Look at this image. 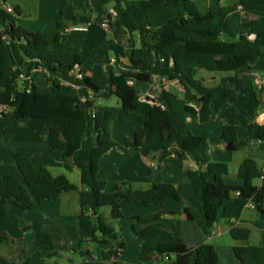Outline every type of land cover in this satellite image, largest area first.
Segmentation results:
<instances>
[{
  "label": "trees",
  "instance_id": "1",
  "mask_svg": "<svg viewBox=\"0 0 264 264\" xmlns=\"http://www.w3.org/2000/svg\"><path fill=\"white\" fill-rule=\"evenodd\" d=\"M197 1L103 0L104 6L113 2L116 15L103 10L97 23H107L115 39L131 36L133 48L107 41L68 53L59 36L52 44L44 31L16 27L20 10L10 14L0 0V130L32 120L50 121L51 148L62 155L68 171V160L80 167L81 182L87 190L80 192L79 244L110 245L99 248L96 261L82 264H109L111 258L115 259L112 264H122L126 243L106 223L101 210L108 207L112 219L123 220L124 205L159 209L152 220L132 218L133 234L141 241L139 264H220L214 246H188L164 224L166 199H182L175 185L134 189L122 183L114 192H106V182L99 180L98 173L101 159L118 146L112 136L114 123L129 128L131 136L124 146L158 154V169L170 163L183 170L197 201L196 215L188 213V219L207 236L221 220L231 224L240 219L250 203L264 215V185H256L262 175L258 163L243 161L238 170L242 184L229 185V165L212 161L208 139L194 134L187 121L188 116H195L207 125L218 114L233 121L237 98L247 93L252 112L248 140H240L238 126L233 124L223 125L221 139L230 152L264 142V124L256 121L264 110V90L258 89L254 77V73L264 74V0H232L231 6H223L224 0H209L205 11ZM58 27L63 25L58 23ZM87 63L107 68L106 91L84 75L78 79ZM201 70L233 73L228 79L230 87L206 86L198 79ZM40 71L45 77L43 92L36 83ZM22 74L30 80H20ZM154 78L178 84L184 97L162 90L156 98L143 100L137 85L152 83ZM72 86L82 93H74ZM113 97L120 101L118 107L97 104L99 99ZM188 156L196 162L197 170L184 169ZM14 162L18 174L0 175V200H4L0 202V222L10 216L9 202L31 213L38 203L56 202L63 193L78 191L65 176L54 177L46 167L35 165L27 152L16 153ZM230 236L237 243H245L251 230L232 226ZM12 243L8 234L0 233V247ZM35 245L41 251L27 261L0 257V264H49L58 257L42 224L37 228ZM234 256L241 264H264V247L236 246Z\"/></svg>",
  "mask_w": 264,
  "mask_h": 264
},
{
  "label": "crops",
  "instance_id": "2",
  "mask_svg": "<svg viewBox=\"0 0 264 264\" xmlns=\"http://www.w3.org/2000/svg\"><path fill=\"white\" fill-rule=\"evenodd\" d=\"M3 1L5 2L6 7L19 9L21 15L25 13L28 14L31 18L30 21L22 22L19 19L16 23V27H20L28 32L44 31L48 35V30L44 23H47L49 10H52L55 15V19H57L55 22H57L58 28V30L52 31L54 40L57 36H59L61 42L66 43L69 41L68 38L72 39V36L76 33L86 34L80 42L77 38L72 40V46L78 48L79 51L85 45L92 47L99 46L101 41H104V39L108 40L111 35H113L107 23L99 24L96 21L103 10H108V12L112 13V11H114L113 5L110 8H107L106 5H102L100 7L92 4L91 0H57L58 3H42L44 1L41 0L35 2L34 0ZM37 2H41L39 3L41 4L39 5V10L37 12L31 11L28 8V5L36 4ZM50 21L51 18L49 19V22ZM86 22L90 23L88 31L74 32L71 30V27H82V23ZM58 23L62 24L63 27L59 28ZM94 25H97L98 29H96ZM0 31H2L1 24ZM116 41L126 49H131L134 46V41L131 36L128 35H121L116 39ZM88 64L92 63L83 65L80 72L98 85L95 82V75L97 74L96 71L98 69L96 67H89ZM86 65H88L87 69L85 67ZM97 66H100L106 75L107 68L101 65ZM36 83L39 91L43 92L45 90V77L41 71L37 74ZM168 84L169 82L163 79L154 78L152 83L145 84L147 86L141 90L142 92H139L138 90V93L143 98L148 95L154 97L155 93L151 94V92L158 91V93L156 92L158 95L162 90H166ZM98 86L101 88L100 85ZM106 89L107 86L105 89L101 88L102 91H106ZM73 91L78 94L82 93V90L79 88H74ZM181 91L183 92L182 87ZM240 95L244 96L245 108L247 104L249 108V117L245 123V127L247 129L248 125L252 122L249 96L247 93H242ZM102 101H105V99H99L97 104L102 105ZM238 101L239 96L235 104V120L226 121L222 118V114H218L212 118L209 124L217 121L218 126L221 127L225 124H233L239 127V121L242 120L243 114L240 112L239 107H237ZM191 120L194 121L193 123L201 124L195 116L187 117V121L190 125ZM220 121L221 123H219ZM256 121L259 124H264L260 114L257 116ZM51 125L52 123L47 120H32L27 123H22L16 128L0 130L2 131L0 133V151L5 154L6 159L10 160V165L13 169H17L14 162V155L16 153L27 152L31 154L35 165L46 167L54 177L65 176L71 183L78 187V191L63 193L56 202L38 203L35 205V209L31 213L25 212L20 205L9 202L11 213L7 219L0 222V233L8 234L13 240V243L0 247V257L7 258L11 261L24 262L33 257L38 251H41L35 245V240L37 228L40 224H42L44 231L51 236L55 252L58 254L57 258L60 259L61 253L65 255L62 260H57V258L52 259L49 264H82L84 262H93L97 260V252L99 248H109L110 245H96L89 242L84 243L83 245L79 244L80 237L78 220L80 215V192L86 191L87 188L81 182L80 167L73 161L68 160L67 164L71 168V170L68 171L65 168L62 155L51 148L49 144V129ZM120 132H122V138H117L119 137ZM116 133H118L117 137ZM112 136L118 143V146L110 150L101 159L98 173L99 180L106 182V192H114L115 187L122 183H129L134 189H147L153 184L175 185L178 188L182 199L179 202L171 198L166 199L164 208L166 214L162 217L164 224L175 236L181 238L188 246L195 247L204 243L214 246L220 256V264L222 253H224V255H228L229 264H241L234 256V248L236 246L264 247V215H260L256 210L248 207L246 209H250L257 214L256 219L253 221H247L243 215L245 214V209L240 219L233 221L231 224L223 221L224 227L221 226V220L216 225L212 235L207 236L195 221H190L188 219V213H191L194 216L196 215L197 201L195 199L194 190L190 181L183 176V170L170 163H166L158 169V154L151 153L146 148H128L124 146V141L131 136L129 128L126 124L125 126H119L117 123L112 124ZM207 139L209 142V138ZM259 144L262 145V143ZM215 145L216 149L224 150L229 153H238L244 150L230 152L222 139L219 144ZM254 146H256V144H252V146L248 148ZM2 147L5 149H2ZM250 155L251 156L237 158L233 164L227 163L229 165V173H232V178L230 175L226 177L229 185L239 186L242 184L238 178V170L241 163L246 159L255 160L260 169L263 168L264 163L261 162L262 164H259L258 160L252 156V151L250 152ZM257 155H259V153H257ZM184 169H198V166L192 157L188 156L185 159ZM8 174H18V170L16 172L0 173V175ZM182 185L188 187V194H184L180 191ZM256 185H259V183ZM3 201V199L0 200V202ZM135 206L137 209H131L130 218L139 216L143 219L152 220L159 212V209L155 206L152 207L150 213L146 216L148 211L139 209L146 207L138 205ZM125 208L127 207H124V210ZM144 211H146L145 214ZM19 219L22 220V224L19 223ZM138 226L142 227V225ZM232 226L249 228L251 230L250 239L245 243H237L233 241L230 236ZM122 239L126 243L121 259L122 264H139L137 256L136 260L135 257L132 260L128 259L126 251L127 243L129 242H127L126 236H123ZM134 239L139 240L135 235ZM135 244L136 247H138L136 254L139 256L141 241L139 240V243ZM117 245L118 244H116V247ZM77 255L80 256V260L75 259Z\"/></svg>",
  "mask_w": 264,
  "mask_h": 264
},
{
  "label": "rangeland",
  "instance_id": "3",
  "mask_svg": "<svg viewBox=\"0 0 264 264\" xmlns=\"http://www.w3.org/2000/svg\"><path fill=\"white\" fill-rule=\"evenodd\" d=\"M35 1H40V0H34V2ZM41 1H44L42 3H58L57 0H41ZM102 1L103 0H91V3L101 7ZM132 1H135V0H129V2H132ZM168 1H171V0H168ZM29 3H31V2H29ZM39 3H41V2H37L36 4H29L28 8L33 12H37L39 10V5H41ZM232 3H233L232 0H224L222 2V5L223 6H231ZM112 5H114L113 2L107 4L106 7L110 8ZM196 5L200 8L201 11H205L207 9V7L209 6V0H198ZM48 15H49L48 21H47V23H44V25L46 26V28L48 30L47 31L48 35H49L48 39L53 44L54 38H53L52 31L58 30L57 22H55L57 19H55V15L53 14L52 10L51 11L49 10ZM50 18H51V21L49 22ZM19 19L22 22L23 21L28 22L31 20V18L28 16L27 13L22 14L19 17ZM82 24H83L82 27H89L90 23L86 22V23H82ZM94 24H95V22H94ZM90 27H91V25H90ZM94 27L96 29H98L97 25H94ZM85 35H86L85 33H76L72 36V39L68 38L69 41L64 43L66 52L78 53L79 49L72 46V42H73L72 40L77 38L80 42L81 39ZM135 38H136V46H139V41H138L137 36ZM222 39L224 40L226 38L223 37ZM107 41H116V39H115L114 35H111L110 39H108V40L104 39V41L100 42V45L107 42ZM88 65H89V67H96L98 69L96 71L97 74L95 75V82L98 85H100L101 88L105 89L107 86V78H106V75L103 72L102 68L100 66H97L96 64H93V63L88 64ZM88 65L85 66L86 69H87ZM232 74L233 73H225V72L211 73V72L201 70L199 72L198 79H203L205 81V85L208 87L220 85V86H223L224 88H229L230 85H229L228 79L230 76H232ZM254 77H255V79L260 78V79L264 80V74H261V73H254ZM146 86L147 85H145V84H138L137 89L139 90V92H142L141 90L143 88H145ZM166 91L174 93L175 95H177L181 99L184 97L183 92L181 91V87L178 84L169 83L168 87H166ZM156 92L158 93V91L151 92V94L155 93V96H154L155 98L158 96L156 94ZM243 97L244 96L239 95V101L237 104V107H239L240 112L243 114L242 120L239 121L238 135L242 141H246L248 139V132H247V129L245 127V123L247 122L246 120H248V117H249V115H248L249 108L247 106L248 104L246 105V108H245V103H244L245 100ZM102 105L103 106L118 107L120 105V101L117 98L113 97L111 99L102 101ZM246 113H247V115H246ZM260 113H262V111H260ZM246 117H247V119H246ZM193 122L194 121H192V120L190 121L192 131L197 135L209 138V144L211 147L210 156H211L212 161L233 164V162L237 158H243L245 156H251L250 152L252 151L253 152L252 156H254V158H256V160H258L259 164H262L261 162L264 163V142L262 143V145L257 143L256 146L251 147L252 150H251V148H246L243 151L238 152V153H229V152H226L224 150H220V149L215 148V146H216L215 144H219L221 142V134H222L221 133L222 127L218 126L217 121H215L209 125H202V124H197V123H193ZM219 123H221V121ZM117 125L125 126V124H121V123H117ZM1 132L2 131H0V133ZM117 134L118 133H116V137L118 136ZM121 135H122V132L119 133V137H117V138H122ZM2 149H5V148L2 147ZM257 153H259V155H257ZM0 163H1L0 173H10V172H16L17 171V169H15V168L13 169L11 167L10 160L6 159L5 154L2 153L1 151H0ZM229 175L232 178V173H229ZM258 183L259 182L257 181L256 184H258ZM180 191L183 192L184 194H188V187H185L182 185V188L180 189ZM124 207H127V208H125V210H124V219L123 220L112 219V217L110 216V209L108 207L103 208L101 213L104 216L106 223L108 225H110V226L113 225L114 228L119 232V234H121L122 237L126 236V240H127V242H129V243H127V251H126L127 257L129 260H132L135 257V260H136V256L138 259V255L136 254L138 247H136L135 243H139V240L134 239V235H133V231H132V225L135 224V222L132 220V218H130V213H131V209H137V208H135L136 207L135 205H131V206L124 205ZM152 207H155V206H150V207H146V208H139V209L147 210L148 212L146 213L147 214L146 216H148ZM145 212L146 211H144V214H145ZM244 213L245 214H243V215L247 221H253L254 219H256L257 214L255 212H253L252 210L246 209ZM153 217H154V215H153ZM223 225H224V222L222 221L221 226H223ZM64 256L65 255L61 253L60 259L62 260L64 258ZM79 257L80 256L77 255L75 257V259L80 260ZM60 259L57 258V260H60ZM221 264H229L228 255H224V253H222Z\"/></svg>",
  "mask_w": 264,
  "mask_h": 264
},
{
  "label": "built area",
  "instance_id": "4",
  "mask_svg": "<svg viewBox=\"0 0 264 264\" xmlns=\"http://www.w3.org/2000/svg\"><path fill=\"white\" fill-rule=\"evenodd\" d=\"M5 9L10 14L13 13V11H14V9L11 8V7H6L5 6ZM112 14L114 16L116 15V13L114 11H112ZM71 30L74 31V32H86V31H88V27L73 26V27H71ZM82 76H83L82 73L81 74H77L78 79H81ZM20 80H30V77L27 74L26 75L25 74H22V75H20ZM255 84L257 85V87H258V89L260 91H263L264 90V80H262L260 78H256L255 79ZM65 86H67V87L70 86L71 87V84L65 83ZM72 87L73 88H76L74 86H72ZM146 98L154 99L153 96L148 95L147 97H144L143 100H145ZM260 115H261V118L263 119V123H264V110L262 111V113H260ZM261 170H262V175H261V178L259 179V185L260 186L264 185V165H263V168ZM239 195H240L239 193L236 194V196H239ZM249 208L255 210L254 204L253 203H250L249 204ZM119 251H121V249ZM114 262H115V259L114 258H111L110 261H109V264H112Z\"/></svg>",
  "mask_w": 264,
  "mask_h": 264
},
{
  "label": "water",
  "instance_id": "5",
  "mask_svg": "<svg viewBox=\"0 0 264 264\" xmlns=\"http://www.w3.org/2000/svg\"><path fill=\"white\" fill-rule=\"evenodd\" d=\"M157 257H158V255L155 256L154 261H156Z\"/></svg>",
  "mask_w": 264,
  "mask_h": 264
}]
</instances>
